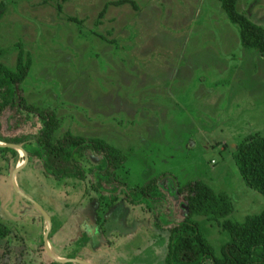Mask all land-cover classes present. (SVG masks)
Wrapping results in <instances>:
<instances>
[{"label": "rangeland", "instance_id": "374dc122", "mask_svg": "<svg viewBox=\"0 0 264 264\" xmlns=\"http://www.w3.org/2000/svg\"><path fill=\"white\" fill-rule=\"evenodd\" d=\"M115 1L0 0V61L15 69L21 46L27 102L63 119L59 135L101 137L131 154L130 187L159 178L163 205L175 209L177 186L202 180L230 196L233 221L261 214L264 195L246 185L233 152L264 136V60L242 45L218 0H133L136 8L110 6L100 17ZM238 9L264 28V0H239ZM23 128L10 118L3 132ZM15 150L18 158L0 155V222L11 232L0 240V264H164L156 217L179 221L181 208L168 215L159 204L124 202L100 228L95 192L45 175L37 162L14 178L26 160ZM198 220L219 252L226 234Z\"/></svg>", "mask_w": 264, "mask_h": 264}, {"label": "trees", "instance_id": "16d2710c", "mask_svg": "<svg viewBox=\"0 0 264 264\" xmlns=\"http://www.w3.org/2000/svg\"><path fill=\"white\" fill-rule=\"evenodd\" d=\"M218 1L228 19L239 27L242 45L257 51L264 60V28L239 11V0ZM125 4L137 7L133 0H117L107 3L100 17H104L110 6ZM20 47L15 69L0 61L1 143L21 146L28 153L27 165L40 163L47 176L85 183L89 192L98 195L96 222L100 228L106 227L115 209L124 202L136 205L148 201L147 209H151V204H159L160 213L168 215L177 213L181 208L184 217L179 221L173 222L167 216V222L163 223L159 216L156 217L158 228L166 232L164 264H264V211L247 217L242 223L233 221L229 217L234 211L230 196L226 192H215L202 180L177 186L175 209L168 200L166 203L170 207H165L163 204L169 194L160 186L162 180L159 178L143 185L129 186L123 175L131 154L101 137L75 135L71 131L59 135L63 119L54 110L40 108L25 99L21 85L28 78L30 61L26 60ZM10 118L16 119L17 127L24 125L25 128L7 136L3 130L6 120L8 122ZM38 122L39 128L34 126ZM7 153L19 157V152L14 148L0 146V155ZM233 158L246 185L264 195V136L259 133L248 136L233 152ZM201 217L218 222L226 234L227 239L219 252L209 234L202 230L201 226L204 225L198 220ZM9 234L10 229L0 222V240Z\"/></svg>", "mask_w": 264, "mask_h": 264}, {"label": "water", "instance_id": "95a60500", "mask_svg": "<svg viewBox=\"0 0 264 264\" xmlns=\"http://www.w3.org/2000/svg\"><path fill=\"white\" fill-rule=\"evenodd\" d=\"M0 146H8V147H11V148H14V149H20V150H22L23 152H24V154H25V156H26V160H25V162L21 165V166H18L16 169H15V171H14V173H13V176H14V178L17 176V174L19 173V171L28 163V161H29V158H28V153L21 147V146H18V145H9V144H5V143H1L0 142ZM14 183H15V189L17 190V192H19V193H21L22 195H24L21 191H20V189H18V187H17V185H16V182L14 181ZM30 200V199H29ZM32 202H33V204H35L36 206H37V208L42 212V214L45 216V218L47 219V222H48V225H49V230L48 231H50V229H51V226H52V222H51V219H50V217H49V215L46 213V211L37 203V202H35V201H33V200H31ZM46 239L45 240H48L47 238H48V233L46 234ZM48 245V244H47ZM48 247V246H47ZM56 261H58V262H65V261H70V262H77V263H82L80 260H63V259H59V258H55V257H53ZM84 264H86V263H84ZM88 264V263H87Z\"/></svg>", "mask_w": 264, "mask_h": 264}, {"label": "crops", "instance_id": "0c3cea01", "mask_svg": "<svg viewBox=\"0 0 264 264\" xmlns=\"http://www.w3.org/2000/svg\"><path fill=\"white\" fill-rule=\"evenodd\" d=\"M28 162H29V161H28ZM27 164H28V163H27ZM27 164L24 166V168H26V167L28 166ZM19 166H21V165H19ZM16 168H17V167H16ZM16 168H15V169H16ZM15 169H14V171H15ZM22 170H23V169H22ZM20 171H21V170H20ZM20 171H19V172H20ZM13 173H14V172H13ZM18 174H19V173H18ZM18 174H17V175H18Z\"/></svg>", "mask_w": 264, "mask_h": 264}]
</instances>
